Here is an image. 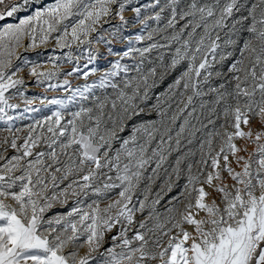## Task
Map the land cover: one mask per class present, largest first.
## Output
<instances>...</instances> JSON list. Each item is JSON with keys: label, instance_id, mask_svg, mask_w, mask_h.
Wrapping results in <instances>:
<instances>
[{"label": "snow or ice", "instance_id": "obj_1", "mask_svg": "<svg viewBox=\"0 0 264 264\" xmlns=\"http://www.w3.org/2000/svg\"><path fill=\"white\" fill-rule=\"evenodd\" d=\"M128 9L131 17L124 15ZM9 18L14 21L5 23ZM117 18L119 23L113 24ZM133 24L140 26L139 34L125 36L124 30ZM244 30L249 38L243 41L240 58L231 64L228 74L215 72L217 78L231 75L235 81L231 91L226 83L208 89L215 99L201 129L211 125L212 130L199 142V159L184 168L182 164L196 153L189 150L177 156L170 172L164 168V183L149 199L151 185L160 178L171 151H179L184 133L195 138L201 130L195 125L189 128V118L196 111L193 101L208 94L203 87L213 76L217 58L223 64L232 55L222 49L221 32L227 48L237 45ZM145 41L146 46H134ZM50 42L54 48L68 49L65 62L77 65L73 45L87 49L89 64L95 59L94 52L99 55L94 42L107 45L109 54L114 53L112 46L117 42L126 50L91 83L88 77L99 71L95 67L83 72L85 83L73 87L68 78L51 81L61 74H79L78 66L62 73L57 67L58 56H49L53 67L44 69L23 55ZM153 50L159 52L161 80L186 64L169 86L170 91L182 88L180 96L191 93L168 117L173 126L181 117L183 122L175 131V140L172 127L165 125L161 131L155 121L133 123L130 134L121 137L127 124L142 114L155 110L162 124L167 116L160 97H156V104H149V89L155 81L153 85L148 81L157 76V68L128 79L130 66L123 63L125 57L135 61L138 56L132 67L140 73ZM166 52L171 55L168 63ZM25 68L29 79L18 75ZM121 73L125 76L123 87L114 82ZM30 81L47 85L45 92L33 99H40L42 106L46 102L57 108L43 121L28 125L27 134L21 137L17 135L21 129L13 131L14 121L23 119L25 112L39 109L32 106L33 99L25 98L23 112L14 116L9 110L20 108L11 100L15 95L25 97L20 87ZM97 87L117 91L111 108L117 109L118 100L120 111L115 117L107 114L112 126L101 130L106 103L98 97L97 115L92 108L81 106L65 121L61 110L77 97L88 99ZM61 88L66 96L49 99L45 94ZM10 90L15 91L6 95ZM206 106L207 102L200 104L202 110ZM221 117L223 123L217 128ZM254 120L258 128L253 127ZM0 121L8 133L0 140V264H89L95 259L99 264H264V0L250 7L247 0H152L146 5H134V0H52L47 4L0 0ZM157 136L159 140L152 147ZM238 139L244 143L238 146ZM19 140L22 143L18 144ZM41 143L47 150L34 151ZM115 143L119 147H114ZM248 143L255 145L251 151ZM9 147L16 152L10 157L5 155ZM152 165L151 173L146 174ZM182 178L185 182L169 200L162 220L156 205L173 188L180 187ZM143 181L147 184L143 199H139L137 191ZM113 193L115 198H110ZM81 195L95 199L85 205ZM69 198L74 199L69 211L44 219L54 203L66 205ZM103 200L108 202L102 207ZM146 211V216L137 219V213ZM113 230L111 245L97 258L93 254L102 247L106 233ZM81 238L87 244L84 255L74 250L65 253Z\"/></svg>", "mask_w": 264, "mask_h": 264}, {"label": "rangeland", "instance_id": "obj_2", "mask_svg": "<svg viewBox=\"0 0 264 264\" xmlns=\"http://www.w3.org/2000/svg\"><path fill=\"white\" fill-rule=\"evenodd\" d=\"M50 3L52 2V0H36V3ZM152 0H134V5H146L151 3ZM205 2H211V0H200V3H205ZM258 0H247V4L250 7L252 3H257ZM245 15L247 14L246 12L244 13ZM23 15V14H22ZM124 15L126 17H131L132 13H131V9H128L125 11ZM165 15H168L167 13ZM14 18H9L8 20L5 21V23H10L13 22ZM250 22V21H249ZM113 24H118V18L116 20L112 21ZM155 26V25H153ZM247 25H245V29H246ZM105 28H110L109 25H105ZM139 28L140 26L138 24H133L130 25L128 28H126L124 30V35L125 36H135L136 34H139ZM225 32L227 31V29L224 30ZM144 35H147V33H144ZM110 38V37H109ZM249 38V33L244 30L240 33L239 39H238V43L235 47H227L224 48L223 45V41L225 39L224 36V32H221V46L222 49L225 52H231L232 55L229 56L224 62L223 64H221L219 62V59L217 58V63L215 64V66L212 69L213 72V76L209 82L208 85H205L203 87V91L205 93H208L207 95L203 96V97H197L194 99L193 101V107H195L196 111L193 114L192 117L189 118L190 120V125L189 128L191 129L192 125H195L196 129H201V122L204 124H207V118L209 116V108L211 107V102L215 99V94L214 93H210L208 91V89L210 87H218L219 84L221 83H226V87L229 91H231L232 87L235 84L234 80H231V75H227L226 77H220L217 78L215 76V72L216 71H221L225 74H228V68L231 66L232 63H234L237 59L240 58V48L243 45V41L244 39ZM155 39L159 40L160 37L157 36L155 37ZM233 39H236V37H233ZM161 43H163V41H160ZM255 42V41H254ZM147 41H145L144 43L141 44H136L134 46L136 47H142V46H146ZM107 45L103 44V43H93V48L97 49L99 52V55H97L95 52L93 53V55L95 56V59L92 61L91 64L88 63V52L86 48H80L77 49L76 45H73V55L75 57L78 58V65L75 62H65L64 59V53H66L68 51V49H59V48H54L53 46V42H50L48 45L44 46H40L39 48L35 49V50H29L26 53H23V55L29 59V60H33V61H38L39 63H41L43 65L44 69H48V68H52L53 65L50 61H48V57L49 56H58L60 57L59 62L57 63V67L60 68L61 72L64 73L68 70H71L73 67H79L80 72L79 74H74L72 76H65L64 74H61L60 76L56 77L55 79H53L51 81V83H56L57 81H62L65 78H68L71 83L72 86L75 87L77 85H82L83 83H85V80L83 78V72L84 71H88L91 68L95 67L97 69H99V71L96 73V75H90L88 77V81L89 83H91L93 80L96 79L97 76L100 75V73H102L103 71H105L106 69H108L111 64L118 58L117 54H122L123 51L126 50L125 45L122 43H115L112 47L114 48V53L113 54H109V52L107 51ZM19 51L23 52V49H20ZM39 53V55H37ZM159 55V52L157 50H153L150 54H147V57L144 61V64L142 66V71L140 73H137L135 68L132 67V65L134 64L135 61H138L140 58L138 56L135 57V61L132 57H125L123 60V63H127L130 66V71L128 73V79H132L133 77H139L142 74H146L148 72V69L151 67H156L157 68V76L155 78L149 77V85H153L154 86L151 87L149 89V95L151 97L149 104H156L157 100L156 97H160V106L162 108L167 109V116H165L163 118V124L161 123V117L159 116L158 112L153 110L151 112H147L145 114H142L138 119L129 122L127 124V127L125 129L124 132L120 133L121 137H127L130 132H131V127L133 123H140L142 121H155L156 122V127L160 128L161 131H163L164 126L166 125L167 127H172L173 128V132L172 135L174 137L175 140V131L178 130L179 128V124L183 122V117H181L180 120L177 121L176 125L173 126L170 122V120L168 119V117H170L172 115L173 112H175L177 110L178 107H182L183 105L180 103V101L187 99V95L191 94L186 93L184 96H180L179 92L182 91L183 89L181 88L180 90H176V89H172L171 91L169 90V86L173 84V82L175 81V79H177L181 72H183L186 68V64H182L180 66L177 67L176 70L174 71H170L168 74H166L164 76V79L161 80L160 77V72L162 71V69L159 66V60L157 59ZM171 59V55L169 52H166L165 54V63L170 62ZM27 68H25L23 70V72L18 73V75H22L25 77V79H29L27 77ZM125 79L124 73H121L120 76L115 77L114 78V82L119 84L121 87H123V81ZM143 85H141V88L143 89ZM47 88V85H37L34 82H29L28 84L21 86L20 87V91L25 92V97H21L19 95H15L13 97V99L11 100L12 103H17L20 105L19 109H13V110H9V114L11 115H16L17 112H23L24 108H25V98L27 99H33L34 97L39 96L40 93L45 92V89ZM15 90H10L9 93H6V95H11ZM71 91V89H69V92ZM129 94H130V90ZM50 92V93H49ZM173 93H175V95H173ZM49 99L52 98L53 96H66L67 93L64 92L63 88L61 89H53V90H49L45 93ZM117 96V91L114 90L111 87H107L106 89H100L99 87L95 88L92 90V92L90 94H88V99L86 100H81L80 97H77L75 101H73L70 105H68L65 109H62V113L65 117V121L70 117V114L72 112L75 111H79L80 107L83 106L85 108H92L93 109V115H97V104L99 103V101H105L106 103V107L104 109L105 112V116H104V122L101 124V130L103 131V129L105 128V126L107 127H111V122L108 121L107 119V114L111 113L113 117H115L119 111H120V102L117 100V109L113 110L111 108V102L112 100H115ZM97 97L99 98V101L97 100ZM107 97V100H105V98ZM139 103V101H137ZM202 102H207V106L202 110L200 108V104ZM169 105H171V107L169 108ZM33 107H37L39 110L35 111V112H25L23 119H17L14 121L13 124V131L15 132V130L17 128L21 129L22 131L17 133V135L23 137L27 134V126L28 125H32L34 124L36 121H43L45 117H49L52 115V112H54L57 108V106L55 105H49L45 102V104L42 106L41 105V101L40 99H33ZM187 111H191V107L187 110ZM187 111L184 113V115H187ZM197 117H199V121L197 120ZM213 119H215V117H213ZM65 121H62L65 122ZM85 122L87 123V118H85ZM220 123H223V118L221 117L219 120H217V124L216 127L218 128ZM6 125L4 124V122L0 121V140L3 139V137L7 136L8 133L6 131ZM244 126L242 125V128ZM253 127L258 128L259 124L257 121H253ZM212 130V126L209 125L208 128L206 129H201L200 131L196 132V136L195 138H192L189 136V133L186 131L184 133V135L181 137V145H180V149L179 151H171V155L168 156V160L167 163L163 166V168L160 170V178L157 179L155 181V183H153L151 185V193L149 194V199H152L156 192L159 191L160 186L164 183V177H165V173H164V168H167L168 171H171V167L175 164V160L176 157L179 155H183L184 153L188 152L189 150H191L192 152L196 153L195 158L193 157H189L184 164H182V167L186 168V164L188 162H192L194 159H199V142L200 140L204 139L205 136L207 135L208 131ZM244 130H247L246 128ZM39 131V129H37V132ZM192 139V143L189 144L188 140ZM159 140V136H157L156 141L153 142L152 147L156 146V142ZM172 143V148L175 149V143ZM18 144L22 143V140H19L17 142ZM235 143H237V145H242L244 143L243 140H236ZM114 147H119V143H115ZM216 147L218 148V144H216ZM255 147L254 144L252 143H248V149L249 151H251L253 148ZM40 150H47L46 147L43 145V143H41V145L37 148L34 149V151H40ZM16 154L14 149H11L10 147L8 148L7 152L5 153L6 156H11ZM240 155H246V153H240ZM63 159V157H62ZM229 160H233V157L231 155H229ZM235 166V165H234ZM151 167H154V165L150 166L148 169V172L146 174H150L151 173ZM237 170L239 171L240 169L237 168ZM224 175L226 176L227 173H224ZM184 179L182 178L179 181V185L180 187H176L173 188V190L169 193H167L166 195H164V198L161 200L159 205H156V209L157 211L161 214V219L163 220L166 216V212H165V207L168 205L169 200H171L172 196L177 195V193L180 191V188L183 186L184 184ZM228 183L231 184L232 181L229 179ZM147 182L143 181L140 185V188L137 191V196L139 197V199H143L144 197V193H143V188L146 186ZM64 185H61V187H63ZM118 191V190H117ZM51 194V193H49ZM110 198H115V193L111 194ZM80 199L85 201V205L87 203H91L92 199H95V197L93 196H89L87 198L83 197L81 195ZM108 201L107 200H103L101 202V206L103 207L104 204H106ZM134 202H135V198H134ZM74 205V199L73 198H69L68 204H61L59 202H56L53 204L52 208L50 210H48L45 215H44V219L48 220L56 215H63L65 214L67 211L70 210V208ZM147 215V211L141 215L140 213H137V219H142L144 216ZM200 216H203L204 213H199ZM170 226V225H168ZM187 227V225H186ZM44 230V229H42ZM175 231V230H174ZM115 233V230H113L112 233H106V237H105V241L102 245V247L100 249L97 250L96 253H94L93 255L96 256L97 258L99 257V253L103 252L107 247H109L112 243L110 237ZM70 234V233H69ZM132 233H129V236H131ZM83 244V247H80V245ZM70 250H74V251H78L79 255H84L87 252V244L84 243V238H81L80 241H78L75 245H69L68 248L65 249V253H67ZM119 250V249H117ZM89 264H99V259H95L93 261H90Z\"/></svg>", "mask_w": 264, "mask_h": 264}, {"label": "bare ground", "instance_id": "obj_3", "mask_svg": "<svg viewBox=\"0 0 264 264\" xmlns=\"http://www.w3.org/2000/svg\"><path fill=\"white\" fill-rule=\"evenodd\" d=\"M50 93V92H49Z\"/></svg>", "mask_w": 264, "mask_h": 264}]
</instances>
